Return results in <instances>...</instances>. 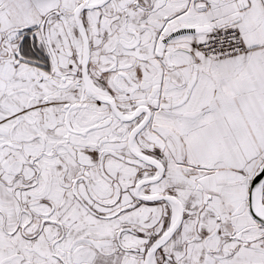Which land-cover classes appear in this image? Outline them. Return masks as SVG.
I'll list each match as a JSON object with an SVG mask.
<instances>
[{"label":"snow or ice","instance_id":"1","mask_svg":"<svg viewBox=\"0 0 264 264\" xmlns=\"http://www.w3.org/2000/svg\"><path fill=\"white\" fill-rule=\"evenodd\" d=\"M0 264H264V0H0Z\"/></svg>","mask_w":264,"mask_h":264}]
</instances>
